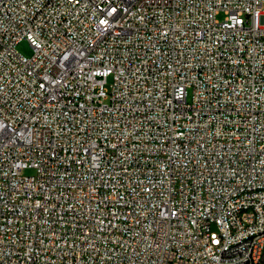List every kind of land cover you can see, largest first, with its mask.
I'll list each match as a JSON object with an SVG mask.
<instances>
[{"label":"built area","instance_id":"1","mask_svg":"<svg viewBox=\"0 0 264 264\" xmlns=\"http://www.w3.org/2000/svg\"><path fill=\"white\" fill-rule=\"evenodd\" d=\"M252 184L264 0H0V264H263Z\"/></svg>","mask_w":264,"mask_h":264},{"label":"rangeland","instance_id":"2","mask_svg":"<svg viewBox=\"0 0 264 264\" xmlns=\"http://www.w3.org/2000/svg\"><path fill=\"white\" fill-rule=\"evenodd\" d=\"M224 18H225L224 14H220L218 16L219 20H224ZM17 50H18V52H20L22 55H24L26 57H30L33 54V49H32V47L28 41L20 42L17 46ZM109 82L111 83V81H109ZM34 174H35V172L32 169H26L23 171V175H25V176H32Z\"/></svg>","mask_w":264,"mask_h":264},{"label":"bare ground","instance_id":"3","mask_svg":"<svg viewBox=\"0 0 264 264\" xmlns=\"http://www.w3.org/2000/svg\"><path fill=\"white\" fill-rule=\"evenodd\" d=\"M250 194H264V184L250 185Z\"/></svg>","mask_w":264,"mask_h":264}]
</instances>
